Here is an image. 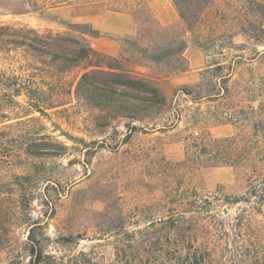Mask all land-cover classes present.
Listing matches in <instances>:
<instances>
[{"label": "rangeland", "instance_id": "374dc122", "mask_svg": "<svg viewBox=\"0 0 264 264\" xmlns=\"http://www.w3.org/2000/svg\"><path fill=\"white\" fill-rule=\"evenodd\" d=\"M37 1L39 7L27 0H8L10 7L0 3L5 13L0 20L60 32L70 23L87 22L82 5ZM91 1L96 0L80 2ZM181 1L192 25L180 15L161 24L163 5L179 12L172 0L160 1L150 7L159 23L149 12H139V34L122 41L124 65L153 79L167 95L169 106L161 114L143 121L97 120L100 111L76 97L73 83L80 69L63 75L59 87H44L45 95L63 104L45 106L43 112L30 107L26 93L6 92L0 106V233L5 238L0 264L26 263L31 234L66 259L84 251L111 262L115 247L109 228L120 217L141 218L137 208L179 199L190 187L241 196L251 176L257 171L264 176V0ZM9 8L25 13L5 12ZM180 38L187 43V60L178 54ZM199 82L192 95L180 90ZM198 93L211 98L196 99ZM232 136L237 140L231 144L213 142ZM34 142L45 145L31 154L24 145ZM203 147L208 154L217 148L250 160L236 166L200 163L196 152Z\"/></svg>", "mask_w": 264, "mask_h": 264}, {"label": "trees", "instance_id": "16d2710c", "mask_svg": "<svg viewBox=\"0 0 264 264\" xmlns=\"http://www.w3.org/2000/svg\"><path fill=\"white\" fill-rule=\"evenodd\" d=\"M80 1L84 0H54L53 7ZM136 1L133 7L127 0H109V7L130 13L139 24V12L147 16L149 12L148 17L158 22L150 12L152 0ZM172 1L181 18L192 25L191 13H186L182 1ZM7 2L0 0L2 6L10 7ZM32 3L39 7L37 0H27L29 6ZM145 6L148 8L143 9ZM5 10L14 15L25 13L17 8ZM198 14L195 12L192 17ZM98 36L99 31L89 22L70 23L60 32L0 20V60L8 64L0 66V93L4 94L3 98L0 96V106L5 105L4 96L8 91L14 92L12 97L26 93L30 107L41 112L45 106L61 105L63 101L43 93L44 87H59L63 75L80 69L76 84L73 83L75 94L100 111L97 120L122 116L143 121L164 112L169 100L163 89L153 79L127 68L122 52L112 56L95 49L93 40ZM124 39L128 40L129 36ZM178 43V54L187 60L184 55L186 40L180 38ZM140 51L147 53L146 49ZM150 55L161 60L159 56ZM17 70L21 72L20 76L15 74ZM201 85L202 82L194 87L185 85L180 90L192 95ZM205 97L211 98V94L198 93L195 98ZM236 140L237 137L232 136L216 138L213 142L217 146L220 142L231 144ZM43 145V142L26 143L24 148L26 146V150L36 154ZM205 148L196 152L200 163L212 160L213 166H236L250 160V156L242 158L224 149L216 148L214 153L208 154ZM235 207L232 213L231 209ZM160 208L166 211L155 213ZM137 209L141 211V218L122 216L110 225L115 247V258L111 262H101L84 251L66 259L46 250L45 245L31 234L28 238L29 260L19 264H264V176L258 171L250 177L247 190L241 196L225 194L221 190L209 195L197 187H190L179 199L168 203L158 201ZM148 211L151 212L149 216L142 215ZM3 223L0 208V227ZM4 240V234L0 233V248Z\"/></svg>", "mask_w": 264, "mask_h": 264}, {"label": "crops", "instance_id": "0c3cea01", "mask_svg": "<svg viewBox=\"0 0 264 264\" xmlns=\"http://www.w3.org/2000/svg\"><path fill=\"white\" fill-rule=\"evenodd\" d=\"M165 0H153L151 6L155 8L158 2ZM82 5L88 10L82 18L89 22L99 31V36L93 40V46L100 52L108 55L117 56L121 53L122 41L127 36H137L141 26L137 19L128 12L112 10L109 7V0H96L91 2H76L67 4L63 7ZM159 8V7H158ZM159 13L161 24H170L179 18L174 9L166 8L164 5Z\"/></svg>", "mask_w": 264, "mask_h": 264}]
</instances>
